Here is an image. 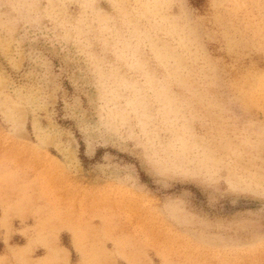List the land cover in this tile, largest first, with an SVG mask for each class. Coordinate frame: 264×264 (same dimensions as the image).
Listing matches in <instances>:
<instances>
[{"label":"rangeland","instance_id":"rangeland-1","mask_svg":"<svg viewBox=\"0 0 264 264\" xmlns=\"http://www.w3.org/2000/svg\"><path fill=\"white\" fill-rule=\"evenodd\" d=\"M0 264H264V0H0Z\"/></svg>","mask_w":264,"mask_h":264}]
</instances>
